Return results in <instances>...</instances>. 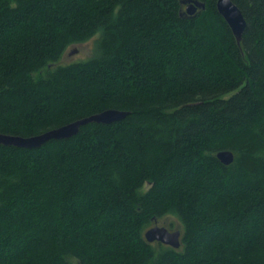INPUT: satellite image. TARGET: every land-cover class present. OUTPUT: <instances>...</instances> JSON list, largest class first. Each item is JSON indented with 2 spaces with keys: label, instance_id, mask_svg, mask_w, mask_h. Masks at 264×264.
I'll list each match as a JSON object with an SVG mask.
<instances>
[{
  "label": "trees",
  "instance_id": "1",
  "mask_svg": "<svg viewBox=\"0 0 264 264\" xmlns=\"http://www.w3.org/2000/svg\"><path fill=\"white\" fill-rule=\"evenodd\" d=\"M182 1L0 0L1 134L128 113L0 145V264H264V0H232L239 46L217 0ZM167 217L178 249L145 242Z\"/></svg>",
  "mask_w": 264,
  "mask_h": 264
},
{
  "label": "water",
  "instance_id": "2",
  "mask_svg": "<svg viewBox=\"0 0 264 264\" xmlns=\"http://www.w3.org/2000/svg\"><path fill=\"white\" fill-rule=\"evenodd\" d=\"M182 3L185 5V9L182 15L186 14L192 16L197 10L204 8V3L198 0H184ZM218 14L226 21L231 34L234 36L236 43L240 44L242 38V32L245 29L246 21L237 6L232 2V0H217L216 8ZM76 49L70 52L74 54ZM128 113L118 110H105L103 112L90 115L88 117L76 120L72 123L64 125L53 130H48L40 135L32 137H20L14 135H7L0 133V145L2 146H12L17 148H38L44 143L51 140H62L71 138L79 132L80 127L85 126L89 123L97 124H111L120 121L126 117ZM216 158L225 166H228L234 161V155L231 150H222L216 154ZM151 228H148L144 232V239L147 243H160L169 246L173 249H178L181 245L180 237L181 231L166 229L164 226H159L156 224Z\"/></svg>",
  "mask_w": 264,
  "mask_h": 264
},
{
  "label": "rangeland",
  "instance_id": "3",
  "mask_svg": "<svg viewBox=\"0 0 264 264\" xmlns=\"http://www.w3.org/2000/svg\"><path fill=\"white\" fill-rule=\"evenodd\" d=\"M98 36L99 34L96 35L97 38ZM73 49H76L77 51L74 52V54L70 55V52L73 51ZM92 51H93V39L82 45L70 46L65 52V55L63 56L61 62L63 64H70V63L86 60L93 55ZM156 224L159 226H166L170 228L172 231L180 228L179 222L175 217H167L160 219Z\"/></svg>",
  "mask_w": 264,
  "mask_h": 264
},
{
  "label": "flooded vegetation",
  "instance_id": "4",
  "mask_svg": "<svg viewBox=\"0 0 264 264\" xmlns=\"http://www.w3.org/2000/svg\"><path fill=\"white\" fill-rule=\"evenodd\" d=\"M181 5H182V9H181V10L184 11V9H185V5H184L183 3H181Z\"/></svg>",
  "mask_w": 264,
  "mask_h": 264
}]
</instances>
